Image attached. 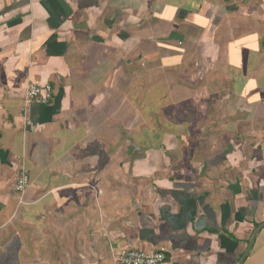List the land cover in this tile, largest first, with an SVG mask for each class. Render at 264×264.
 Here are the masks:
<instances>
[{
	"label": "crops",
	"instance_id": "0c3cea01",
	"mask_svg": "<svg viewBox=\"0 0 264 264\" xmlns=\"http://www.w3.org/2000/svg\"><path fill=\"white\" fill-rule=\"evenodd\" d=\"M263 224L264 0H0V264H264Z\"/></svg>",
	"mask_w": 264,
	"mask_h": 264
},
{
	"label": "built area",
	"instance_id": "2783aa9c",
	"mask_svg": "<svg viewBox=\"0 0 264 264\" xmlns=\"http://www.w3.org/2000/svg\"><path fill=\"white\" fill-rule=\"evenodd\" d=\"M53 90L49 84L30 83L25 89L24 109L31 104L47 105L52 99ZM30 183L29 174L21 167L8 185V190L22 202L23 195ZM113 259L119 264H162L165 259V249L145 253L135 248H120Z\"/></svg>",
	"mask_w": 264,
	"mask_h": 264
},
{
	"label": "rangeland",
	"instance_id": "374dc122",
	"mask_svg": "<svg viewBox=\"0 0 264 264\" xmlns=\"http://www.w3.org/2000/svg\"><path fill=\"white\" fill-rule=\"evenodd\" d=\"M147 91H148V92H151V93H154L152 88H149ZM156 96H159V94H157ZM220 120H223V119H220ZM214 122H215V123H216V122H219V119L215 118V121H214ZM10 255H11V254H10ZM10 255L7 254L8 257H10ZM13 256H14V255H13ZM18 257H20V255L17 256V259H18ZM5 262H7V263H5ZM9 262H11V261H9V259H8L7 261H4L3 263H4V264H8ZM12 263H13V264H24V261H22V262H20V261H16V262L13 261Z\"/></svg>",
	"mask_w": 264,
	"mask_h": 264
},
{
	"label": "water",
	"instance_id": "95a60500",
	"mask_svg": "<svg viewBox=\"0 0 264 264\" xmlns=\"http://www.w3.org/2000/svg\"><path fill=\"white\" fill-rule=\"evenodd\" d=\"M263 227H264V224L258 226V228L254 231V233L252 234V239H251V241H250V245L252 244V242H253V240L255 239L257 233L259 232V230H261Z\"/></svg>",
	"mask_w": 264,
	"mask_h": 264
}]
</instances>
